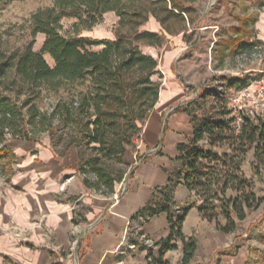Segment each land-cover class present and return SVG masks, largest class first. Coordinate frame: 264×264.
Here are the masks:
<instances>
[{"label":"trees","instance_id":"1","mask_svg":"<svg viewBox=\"0 0 264 264\" xmlns=\"http://www.w3.org/2000/svg\"><path fill=\"white\" fill-rule=\"evenodd\" d=\"M193 1L55 0L54 7L38 11L33 16V34L46 36L42 49L35 51L31 44L21 53L0 58V174L10 181L16 173L13 166L17 163V154L9 144V137L37 141L42 133L53 135V122L62 119L78 126L79 143L83 142L91 151L89 155L80 152L78 172L84 186L104 196L114 195L116 185L128 176L124 156L130 147L136 148V139L142 137L143 141L146 123L161 98V82L153 80L160 75L159 61L144 53L140 45L161 47L165 33L140 32L139 29L154 18L169 35L186 33L196 19ZM110 12L118 17L115 40L80 35L82 30H91L100 24L104 15ZM66 18L75 19L74 31L63 35L61 22ZM93 46L103 48L93 51L90 49ZM45 54L54 60L53 67L48 64ZM12 68L14 78L9 75ZM88 77L91 89L80 97L78 104L73 101L51 114L41 112L34 104V98L19 102L20 91L12 92L17 89L18 82L58 90L83 83ZM237 79L229 78L233 82ZM27 106L30 108L25 115L23 110ZM192 106L193 103L185 111L193 119V136L178 145L181 170L170 174L165 186L156 187L148 204L131 220L143 217L146 224L155 216L168 215L170 236L156 243L158 256L149 252L146 264H168L163 257L168 251L177 249L178 240L184 245L181 264L192 261L198 240L195 236L187 239L182 227L193 207H198L204 218L215 222L219 231L229 235L236 233L264 203V198L252 192L257 173L253 171L248 179L242 171L244 157L250 151H253L255 161L264 165V120L256 123L244 117L240 132L235 135L232 124L236 118L224 119L231 113L224 106L216 105L217 113L206 112L201 118ZM222 146H227L232 156L227 153L220 156L217 148ZM143 155L138 154V159H143ZM221 159L229 171L218 172L204 164L208 160ZM235 159L238 161L234 162ZM179 184L185 185L196 197L194 203L181 205L175 200L174 191ZM229 190L235 195L229 196ZM78 216L81 217L80 213L74 216V223ZM129 241L136 242L132 237Z\"/></svg>","mask_w":264,"mask_h":264},{"label":"rangeland","instance_id":"2","mask_svg":"<svg viewBox=\"0 0 264 264\" xmlns=\"http://www.w3.org/2000/svg\"><path fill=\"white\" fill-rule=\"evenodd\" d=\"M210 3L211 0L193 1L196 19L194 25L188 26L186 33L169 35L160 31L165 33L161 47L140 45L144 53L155 56L160 64V75L155 76L153 80L161 82V93L165 100L160 109H155L151 116L159 118L161 124L175 113L187 112L185 110L188 107L190 109L192 103L191 108L200 118L206 112L217 113V106H224L231 112V98L264 75V0H212V6L208 8ZM54 5L55 0H0V58L3 55L10 56L14 52L21 53L31 44L35 51H40L46 36L42 33L33 34V16L38 11ZM150 21L139 29L140 32H155L154 23ZM74 22L75 19L62 20L63 35L73 33ZM117 29L118 17L114 12H110L104 15L100 24L91 30H82L80 35L91 39L115 40ZM102 48L103 46L90 47L93 51H100ZM45 59L51 67L55 65L49 54H45ZM13 72L14 68L9 75L14 78L16 75ZM229 78L238 79L233 82ZM90 89L88 77L83 83L67 85L58 90L18 82L17 89L12 92L15 94L20 91L19 102L34 98V104L41 112L51 114L57 108L73 101L78 104L80 97ZM29 108L30 106L24 107L25 115H28ZM231 117L232 112L223 118ZM77 127L65 123L62 119H56L52 124L53 135L50 132L40 134L39 143L42 146L44 142L48 145L50 138L61 151H67L74 144L82 154L89 155L90 149L78 141L81 132ZM232 128L233 133L238 135L235 123ZM143 141L142 137L136 139L135 150L142 152L140 156L145 152L141 144ZM17 142V139L9 137L10 146ZM140 144L142 146L138 148ZM13 147L17 152V163L13 166L15 172H24L22 170L28 168L31 163L33 167L35 162L41 163L34 149H25L21 154L18 147ZM217 151L220 156L225 153L232 156L227 146L219 147ZM237 161L238 159L234 160ZM204 164L207 168L217 169L218 172L230 170L224 165V159L208 160ZM242 167L250 168L252 174L257 173L259 183L256 187L253 182L252 192L257 197L264 198V165L255 161L253 151L244 157ZM127 171L131 170L128 168ZM10 183L11 180L8 181L0 174V197ZM231 193L235 192L229 190L228 194ZM202 242L204 246L194 264H264V203L241 224L236 233L222 238L206 237ZM208 244L213 245L208 247Z\"/></svg>","mask_w":264,"mask_h":264},{"label":"crops","instance_id":"3","mask_svg":"<svg viewBox=\"0 0 264 264\" xmlns=\"http://www.w3.org/2000/svg\"><path fill=\"white\" fill-rule=\"evenodd\" d=\"M150 22L154 23L155 32L163 31L154 18ZM164 100L162 95L157 110ZM152 116L141 143L145 148L143 159H138L142 152L133 147L128 149L123 160L131 171L116 185L112 196L98 194L84 186L78 172L81 162L78 148L72 146L61 151L50 138L48 145L44 142L43 146L39 139L17 140L13 146L18 147L21 154L25 149H34L41 163L35 162L33 167L30 162L24 172H16L0 197V264H120L121 261L146 264L148 252L145 250L129 255L120 253L127 242L128 225L151 200L153 190L165 186L170 174L181 170L178 145L193 136V119L188 112L175 113L163 124ZM242 171L246 177H252L250 168L242 167ZM253 182L257 187V176ZM174 197L181 205H190L196 200L183 184L176 186ZM76 213L81 217L74 223ZM221 222H224L222 218ZM170 231L167 214L155 216L144 225L145 234L156 243L168 238ZM182 233L187 239L195 236L200 242L189 264L197 261L206 237L228 236L216 228L215 222L204 218L198 207L187 214ZM177 246L164 255L168 264H181L183 242L178 240ZM72 252L73 256L69 257ZM153 253L158 256V250Z\"/></svg>","mask_w":264,"mask_h":264},{"label":"built area","instance_id":"4","mask_svg":"<svg viewBox=\"0 0 264 264\" xmlns=\"http://www.w3.org/2000/svg\"><path fill=\"white\" fill-rule=\"evenodd\" d=\"M230 109L235 116V124L237 131L240 132L241 126L244 123V117L250 118L258 123L264 118V75L260 80L255 81L249 87L238 92L237 96L231 98ZM141 145V144H140ZM141 146H138L140 148ZM118 195H116V199ZM145 220L143 217L135 221H130L126 235L127 242L124 248L120 251L123 255H129L132 252L145 250L146 252H156L158 247L144 232ZM134 238L135 243H131L129 238ZM153 250V251H152ZM73 256V252L69 257ZM148 260V259H147ZM151 260V258H149ZM123 264V261L120 262Z\"/></svg>","mask_w":264,"mask_h":264},{"label":"water","instance_id":"5","mask_svg":"<svg viewBox=\"0 0 264 264\" xmlns=\"http://www.w3.org/2000/svg\"><path fill=\"white\" fill-rule=\"evenodd\" d=\"M212 6V0H211V3L209 4V7L208 8H210Z\"/></svg>","mask_w":264,"mask_h":264}]
</instances>
